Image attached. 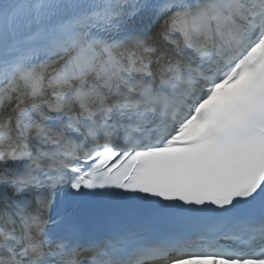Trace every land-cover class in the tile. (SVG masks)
Masks as SVG:
<instances>
[{
	"label": "snow or ice",
	"instance_id": "6c2138e0",
	"mask_svg": "<svg viewBox=\"0 0 264 264\" xmlns=\"http://www.w3.org/2000/svg\"><path fill=\"white\" fill-rule=\"evenodd\" d=\"M0 264H264V0H0Z\"/></svg>",
	"mask_w": 264,
	"mask_h": 264
}]
</instances>
